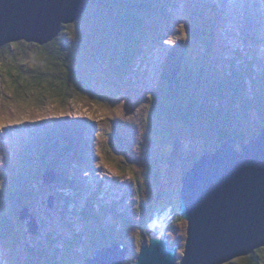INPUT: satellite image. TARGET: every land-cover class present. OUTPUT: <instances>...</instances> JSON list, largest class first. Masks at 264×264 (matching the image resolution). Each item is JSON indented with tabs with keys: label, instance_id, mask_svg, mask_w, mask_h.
Listing matches in <instances>:
<instances>
[{
	"label": "rangeland",
	"instance_id": "1",
	"mask_svg": "<svg viewBox=\"0 0 264 264\" xmlns=\"http://www.w3.org/2000/svg\"><path fill=\"white\" fill-rule=\"evenodd\" d=\"M249 1L258 5L257 0H246L247 6ZM259 1L264 4V0ZM118 2L123 4V0ZM177 4L175 14H169L174 19V35L163 44L155 35H148L146 58L137 75L125 83L126 90L121 81L128 77L130 68L123 66L118 72L117 55L112 49L109 58L101 63L104 66L99 74L103 76L100 80H108L109 84L105 89L101 88L103 93L96 91L95 94L69 95L66 94L68 89L63 88V96H58L56 93L50 94L48 84L39 83L36 88L35 83L27 82L23 71L32 72V68L21 70L17 53L28 55L21 62L28 63L33 68L41 67L39 71L48 72L51 77L66 72L64 65L60 68L49 65L50 58L47 59L41 51L36 59V52H28L38 51L41 46L23 40L0 48L3 56L0 58V64H3L2 71L0 70V191L3 190L0 192V217L7 211L12 227L8 231L4 229L3 236L0 234V264H75V260L78 261L77 264H82L81 259L92 256V251L96 248L94 243L104 234V230H108V235L114 237L118 234H130L127 241L130 250L125 254L123 264H136L140 248L151 237L146 227L148 221L158 215H173L179 211L186 152L191 149L201 153L207 147L206 151L210 152L216 147L215 128L219 123V113L231 107V113H228L230 123L236 124V128L245 134L247 140L237 139L233 142L236 149L241 148L253 133L260 131L264 110L255 108L249 102L254 103L257 96L255 102L264 105V31L248 29L252 12L245 5L237 9L236 0H229L222 13L216 0H179ZM128 5L130 1H127ZM99 9L103 7L91 6L89 15L96 19L102 13ZM0 16L8 17V20L13 17L6 15L4 11L0 12ZM2 22L5 26L2 35L12 33L11 23ZM101 28L102 25L95 20L85 30ZM192 29L195 34L186 42L188 57L183 60L184 67L195 69L197 62L202 63V67L207 66V79L201 77L196 82L198 84L189 86L187 91L186 87L182 88L187 98L182 108L188 103L192 104L188 97L199 91L203 95L196 97L207 107L197 106L196 108H205L195 112L197 121L193 125L185 126L179 120L172 121L170 117V120H166L162 115L163 121L162 116L155 113L160 111V98L154 95V91L166 81L164 69L171 57L166 55L167 51L156 50L154 46L169 47L174 38L180 41ZM125 30L128 35L132 34L131 28ZM66 32L70 40L80 38L75 26L69 27ZM48 33L51 32L46 31ZM45 44L47 43L44 42ZM66 46L67 51L62 52ZM79 48V42L73 41L72 45L70 41L68 46L64 44L63 38L50 50L62 52L60 56L66 57L75 54ZM83 52L87 51L83 49ZM175 62L176 59L170 63ZM92 65L97 67L96 62L92 61ZM90 67L92 66L86 63L82 65L86 74ZM10 68L13 69L10 71ZM18 77L22 80L18 81ZM65 77L68 78L69 74ZM105 77L116 78L114 81L118 77L119 82L112 86L111 82L114 81L106 80ZM98 83L99 80H96V84ZM60 85L58 78L57 86ZM152 101L153 105H149ZM244 105L248 107L245 106V111H242ZM169 107L175 118H181L185 113L175 104H169ZM244 113L249 118L242 115ZM63 115L71 120L81 117L95 122L96 129L92 133L89 128L86 129L90 145L83 150L90 154L66 169V173L72 175L66 176V181L62 174L52 178L53 174L47 173L46 178L50 184L46 185L43 181L44 169L39 168L34 179L37 184L31 189L33 192L25 190L14 193L17 196L12 195L9 188H5L9 184L6 179H10V175L14 173L15 166L12 164L16 162V166H20L21 158L25 157L35 165L40 155L37 144L35 145V136L41 134V123L49 120L46 118H59ZM195 117L193 116L194 120ZM15 124H19L15 133L3 132L9 125ZM178 139L183 141L185 147L182 152L176 147ZM24 140L31 142L29 149L33 152L32 156L20 154L26 147L23 145ZM71 142L78 144L75 140ZM5 172H8V177L5 175L7 178L3 176ZM137 203L139 212L136 210ZM19 204L23 205L18 208ZM17 208L22 209L18 214L15 211ZM138 213L143 217L141 222L137 219L138 223L121 218L135 215L138 218ZM187 228V221L179 219L164 234L170 243L177 244L181 255L185 251ZM82 250L83 253H79ZM258 256L264 264V250ZM231 264H237V261ZM240 264H244L243 261L240 260Z\"/></svg>",
	"mask_w": 264,
	"mask_h": 264
},
{
	"label": "trees",
	"instance_id": "2",
	"mask_svg": "<svg viewBox=\"0 0 264 264\" xmlns=\"http://www.w3.org/2000/svg\"><path fill=\"white\" fill-rule=\"evenodd\" d=\"M127 1H130V5L128 6H127ZM127 1L123 0V4H119L118 0H90L87 10L82 15L80 20L69 25L63 24L61 26L62 32H60V34L55 39H53L52 41L48 42L45 45H42L41 43H32L41 46V49H38V51L29 50L28 54H33L36 52L34 56H36L37 59L39 58L38 55H40L39 51H41L42 54H45L44 56H46L47 59L50 58L49 60L50 64L49 63L47 64L52 66L54 65L55 68L56 67L60 68L61 65L62 66L64 65L67 69L66 72H61L59 75L55 77H51L50 73L39 71L41 67L37 66L33 68L28 63L21 62L23 61V58L27 57L28 55L17 53L19 68L21 70H27L32 68V72L23 71L25 77L28 79L27 82L32 84L35 83L36 85L34 87L36 88L38 87L37 84L39 83H41L42 85L48 84L49 87L47 88V90L52 95L56 93L58 96H63V88L68 89V92L66 94L69 95L71 94L73 95L76 93L80 95L89 94V93L95 94L96 91H101V88L105 89L106 86H109V84H107L108 81L107 79L113 81L116 80V78L114 79V78L105 77L107 81L102 82L100 78L103 76L99 75L102 73L103 69L101 68H103L104 66V63L103 64L101 63L106 58H109L110 54L112 53L111 49L117 55L116 63L119 64L118 72L120 71L121 68H124L123 66L125 67L127 66L132 71L136 70L139 64V57L140 59H142L145 55L144 54L143 56H141L143 54L142 49L144 48V44H140L142 39H145L148 34L153 36L155 35L158 41L161 44H163L164 42L167 41V38L172 37L174 35V31L172 29L175 28L174 19L171 15H169L170 14L169 11L171 12L175 9V6L178 5L177 2L179 0H127ZM217 1L220 6V8L219 7L218 8L222 13L223 8H225L226 2L228 0H217ZM237 1L239 2L237 4L238 8L239 6H243L244 4L245 7L247 6L245 3L246 0H237ZM257 2L258 5L255 4L253 5V3H250L249 1L247 9H249V11L252 12L250 22L253 23V25H257L258 27H260L259 31L263 32L264 24L260 22V19L263 17L264 4H262L259 0H257ZM96 5L103 7V9H99L102 11V13L96 19H93L89 15V11L91 6H96ZM117 5L123 6V8H118ZM126 6L128 7L127 10H126ZM257 7L258 10L256 9ZM95 20L102 25V28L99 30L96 29L85 30L86 26H88L91 22ZM72 26H75L80 33V38L78 40L75 39L70 40V38H68L67 36L66 30ZM130 26H134L135 28L138 29L142 28L145 31L141 34V37L139 36V39H136L137 33H134L132 31V36H130V38L126 40L128 33L125 29H128ZM194 34L195 33L193 29L189 30L183 35V38L180 41L174 38L172 45H170L169 47L163 46L164 50H168L170 57L175 56L176 62L174 64L170 63L169 65L166 66V68L164 69V75L166 81L164 83H161V86L158 87L160 89L159 91L158 88H156V90L154 91L155 92L154 95H157V97L160 98L158 99L160 105L159 107L160 111L155 113L158 116L163 115L166 118V120L169 119L168 117H170L172 121L179 120L185 126L193 125L197 121L195 117V112L201 110L202 108L207 107L205 105H202L198 101V99L200 98L196 96H198L199 94L203 95V92L199 91L198 93H193L190 95V97H188L189 100H192V104L188 103L185 107L182 108L183 102L187 100V98L185 97L186 95L184 94L182 88L186 87L185 90L187 91V88L189 86L193 87L194 83H196L198 79H200L201 77L206 78L207 76L206 73L207 66L202 67L201 66L202 63L197 62L196 64L197 67H195V69H188L184 67L183 60L184 58L188 57L186 42L188 41V38L193 36ZM163 36L164 38L162 39ZM63 38H64V44L68 46L70 45V41L72 45H73V41L79 42L80 48L76 49L75 54L69 56L66 55V57L64 56L61 57L60 54L62 52L67 51V46L65 47L64 51L60 53H55L52 50H50V48L54 47L58 43L59 39L60 41H62ZM260 38L263 39V36L262 37L260 36ZM136 42H138L139 45H137ZM122 46H124L125 48V53H123L122 51ZM83 49L87 52L82 53ZM259 56L260 55H258V57ZM2 57L3 56L0 54V58ZM47 59H45V62ZM92 61L97 63V67L96 65H92ZM11 63H13V58ZM84 63L92 66L90 67V70L87 74L84 72L82 68V65ZM76 64L80 66L75 67ZM0 66H1L0 70L2 71L3 64H0ZM182 66L183 68L181 69ZM12 69L13 68H10V71ZM32 73H35V75H31ZM68 74L69 77L68 78L65 77V75ZM58 78H59V82L61 83L60 86H57ZM9 79L11 78L9 77ZM253 79H256V76H253ZM13 80H16V78H14ZM17 80L18 81L22 80V78L18 77ZM96 80H99L100 83L96 84ZM71 81H73L74 83H71ZM111 83H112L111 85H116V81ZM197 84L198 83H196V85ZM199 84L201 83L199 82ZM210 86L212 85L210 84ZM254 96L256 95H253V97ZM152 97L153 96H151L150 98L151 100ZM255 99H258L257 96ZM255 99H254V103H251V101L249 103L255 108L258 107L259 110H264V105L263 104L258 105V101L255 102ZM168 103L171 105L174 104L177 105L178 109L185 112L184 115L181 116V118H175L173 114L174 112L172 114L170 113L171 108L169 107ZM150 104L153 105V101L149 103V105ZM199 105L205 107L196 108ZM245 106L247 105H244L242 107V111H245L244 110ZM187 113L189 115H187ZM228 113H231V107L219 113V118L217 120L221 125L217 139L215 141L216 147H214V149L210 151L213 152V154L225 142H227L229 139L233 137L235 139L246 140L245 134L240 132L239 128H236L237 125L230 123L231 120L230 118H228ZM242 115L247 117L246 113ZM163 116H162V120L164 121ZM193 116L195 117V120ZM211 120L214 121L213 119ZM51 121L58 123H52V122L47 123L41 134L35 136V139L37 141V147L40 152V155H38L40 161H37L35 165H32L33 163L30 161L29 158L20 157L22 160L20 161V166H16L15 164L16 162L12 164L15 166L14 167L15 169H13L14 173L12 176H10V179L8 178L6 179L7 183H9L7 184V186L12 195L17 196L14 193L23 192L25 190H27L30 193L33 192L31 191V189L32 187L34 189L33 182L34 179L37 177L36 171L39 169V167H36L37 163H41V167L47 168V171H49V169L56 171L58 176L62 174L63 175L62 178L64 179V181H66L65 179L66 176L72 177L70 173H66V169L71 168L72 164L74 163L81 162L83 160V156H87L90 154V152H86L85 150H83L90 145L89 138L85 134L86 129L89 128L90 131H92L95 128L89 121L85 119L84 121L80 122L77 120H71L69 118L60 121L57 119H52ZM166 126L164 127L166 128ZM263 126H264V122L262 123L261 127ZM259 134L260 131H258L257 133H253L250 136V139L252 140L257 139ZM71 140H75L76 142H78V144L71 142ZM30 144L31 142L24 141L23 145L26 147H24L20 153H25L29 156H32L33 154L29 149V147L31 146ZM177 144H178L177 146L181 150L184 149L183 143H181L179 140L177 141ZM198 157L199 156H197V151L191 150L190 153L186 155L185 160H187L188 163H192L197 161ZM12 183H14L13 186L11 185ZM138 185L140 186L139 182ZM140 201L141 198L139 197V202ZM6 204H8V202H6ZM21 205L23 204H19L18 208ZM18 208L15 209V211L17 212L16 214H18L20 210H22ZM137 209L139 212L140 208L138 207ZM6 212L7 211H5V213L2 215V218L0 217V234L2 236L4 235L5 230L8 231L12 228L11 222ZM179 217H177L176 220H179L181 218ZM140 218H141V214L138 213V219ZM104 231L106 233V237L102 238L101 240L99 239L100 241H102V243H97L98 241L96 240V243H94L96 248L103 246H110L116 243L121 244L122 242H124V240L127 241L129 239L128 233H125L126 235H122L124 236V238H120L118 236L114 237L108 235L107 234L108 230H104ZM96 248L93 249V252L94 250L95 251L97 250ZM262 250H264V248L258 250L256 254L252 255L251 257L241 258V261H243L244 264L246 263L263 264L258 256ZM86 259H87L86 257L81 259V262L83 261L82 264ZM75 261H76L75 264H77L78 261L77 260ZM244 261H246V263Z\"/></svg>",
	"mask_w": 264,
	"mask_h": 264
},
{
	"label": "water",
	"instance_id": "3",
	"mask_svg": "<svg viewBox=\"0 0 264 264\" xmlns=\"http://www.w3.org/2000/svg\"><path fill=\"white\" fill-rule=\"evenodd\" d=\"M89 3L0 0V12L13 16L8 35H2L5 29L0 22V48L21 40L40 43L46 31L55 37L63 24L79 21ZM74 4L76 8L69 12ZM7 18L0 16L1 21ZM230 141L216 154L204 156L183 179L180 203L181 215L188 222V239L181 264H226L264 248V127L256 140L242 144V153ZM119 248H102L86 264H120L125 249ZM177 257L167 242L152 238L142 247L136 264H176Z\"/></svg>",
	"mask_w": 264,
	"mask_h": 264
},
{
	"label": "clouds",
	"instance_id": "4",
	"mask_svg": "<svg viewBox=\"0 0 264 264\" xmlns=\"http://www.w3.org/2000/svg\"><path fill=\"white\" fill-rule=\"evenodd\" d=\"M229 1V0H228ZM228 1L226 2V6H227V3H228ZM237 1V0H236ZM216 3H217V5H218V7L220 8V6H219V4H218V1L216 0ZM237 3H239L238 1H237ZM179 5V4H178ZM178 5L177 6H175V10H173V11H169V13L170 14H175L174 12L176 11V9H177V7H178ZM245 5V4H244ZM183 6V5H182ZM226 6H225V8H226ZM237 6V5H236ZM235 6V7H236ZM237 9H240L241 8V6H239V8H238V6L236 7ZM223 10H224V8H223ZM177 14V13H176ZM250 19H251V17L249 18V20H248V29L249 30H256V31H258L259 29H260V27H258L257 25H253V23H251L250 22ZM260 22H262L263 24H264V13H263V17L260 19ZM129 28H131L132 30L131 31H133L134 33H137V38L136 39H139V36L141 37V34L145 31V30H143L142 28H140V29H138V28H135L134 26H130ZM128 28V29H129ZM60 32H62L61 31V29H60ZM60 32L59 33H57V35L55 36V37H53V35H47V36H44L43 38H45V39H42V38H40V43L42 44V45H44V42H46V43H48V42H50V41H52L53 39H55L59 34H60ZM132 33V32H131ZM149 35V34H148ZM148 35H147V37H148ZM130 36H132V34L131 35H127V37H126V40L127 39H129L130 38ZM147 37L145 38V39H142L141 40V42H140V44H144V48L142 49V51H143V54L141 55V56H143L144 54V57L142 58V59H140V57H139V61L140 60H143V59H145L146 58V53H145V51L149 48V46H148V44H147ZM43 40V41H42ZM23 41H25V40H23ZM25 42H28V43H30L29 41H25ZM126 42V41H125ZM13 43H16V42H13ZM10 44H12V43H10ZM136 44L137 45H139V43L138 42H136ZM155 48H156V50H159L160 49V47L161 46H154ZM122 51H123V53H125V48L124 49H122ZM250 66H252V64L250 65ZM137 71H138V68L136 69V70H131L130 69V72H129V75H128V77H125V79H123V81H121V84H122V86L124 87V89L126 90V87L124 86L125 85V83L127 82V80H129V79H132V76H135V75H137ZM117 76H118V73H117ZM117 82H119V78H118V80L116 81V83ZM112 86H114V85H112ZM125 90H124V92H125ZM124 92H123V95H124ZM150 96V95H149ZM120 99V98H119ZM85 102H81V104H84ZM63 117H65V119L66 118H69V117H66V116H61V117H54V118H51V117H49V118H46V119H49V120H45V121H43L41 124H42V131H43V129H44V127L47 125V123H49V122H52V123H58V122H53V121H51L52 119H57V120H63L62 118ZM75 120H77V121H80V122H82V121H84L86 118H81V117H79V118H74ZM87 121H89L95 128L94 129H96V125H94V121H90V119H86ZM178 121V120H177ZM264 122V119H263V121H262V123ZM219 124V123H218ZM217 124V126H216V135L218 136V133H219V130H220V125H218ZM10 127H7V128H5L4 130H3V132L4 133H6V134H9L11 131H13V133H15V130L19 127V124H15V125H9ZM264 127V126H263ZM263 127H261V129L263 128ZM97 128H98V126H97ZM103 128V127H102ZM261 129H260V133H261ZM41 131V132H42ZM91 133H92V131H91ZM260 135V134H259ZM179 140V139H178ZM177 140V141H178ZM230 140V139H229ZM228 140V141H229ZM237 139H235L234 137L233 138H231V146L235 149V151L236 152H239V153H242L243 152V146L241 147V148H239V149H236L235 148V145L233 144V142H235ZM247 140V139H246ZM256 140V139H255ZM24 141H27V140H24ZM23 141V142H24ZM180 141V140H179ZM216 141V140H215ZM215 141H214V144H215ZM227 141V142H228ZM251 141H252V139H249L246 143H244L243 145L244 146H246V145H248V144H250L251 143ZM30 142V141H29ZM181 143H183V141H180ZM227 142H225L224 144H226ZM37 144V141H36V143H35V145ZM224 144L219 148V149H217V151L216 152H214V154H216L223 146H224ZM31 145V144H30ZM178 144H177V142H176V147H177V149L180 151V152H182V151H184V149H185V147H184V149L183 150H181L178 146H177ZM207 148H209V147H207ZM206 148V149H207ZM37 149H38V147H37ZM206 149H203V151L201 152V153H198L197 152V156H199L198 157V159H197V161H195V162H192V163H188V161L187 160H185V163H184V166H185V168L183 169V176H185L186 177V175L189 173V172H191L192 170H193V168L195 167V165L197 164V163H199L201 160H202V158L204 157V156H210V155H213V152H205L206 151ZM240 149H242V151L240 152L239 150ZM39 150V149H38ZM238 150V151H237ZM190 151H191V149H189L187 152H186V155L187 154H189L190 153ZM32 152V151H31ZM205 152V153H204ZM14 154V153H13ZM21 154V153H20ZM32 154H33V152H32ZM186 155H185V157H186ZM38 161H40V158H39V156H38ZM37 162V161H36ZM10 164V163H9ZM36 167H39V168H42L41 167V163H37V165H36ZM42 169H44V177H45V180L43 179V181H44V184H46V185H48V184H50L49 183V179H47L46 178V174L47 173H50V171H52V172H54L55 174H56V176H58V174H57V172L56 171H54V170H52V169H49V171H47V168H42ZM68 169V168H67ZM70 169V168H69ZM5 175H7V177H8V172H5L4 174H3V176L5 177V178H7ZM11 176V175H10ZM33 184L35 185V184H37V183H35V182H33ZM5 188H7L8 189V186H5ZM9 190V189H8ZM10 191V190H9ZM137 201H138V198H137ZM137 205H138V203L136 204V210H138L137 209ZM170 208H172V206L170 207ZM169 209V208H168ZM166 211V210H165ZM94 212V211H93ZM92 212V213H93ZM181 217H179V216ZM136 216V215H135ZM125 217V216H122L121 218H125V219H127V220H130V221H132V222H135V223H138L137 222V219L138 218H136V217ZM164 216H165V218H164ZM177 217H179L180 218V220H185V218L181 215V205H179V211L177 210V213H174L173 215L172 214H163V215H158V216H156L154 219H151V220H149L148 221V223L146 224V227H147V230H148V232L150 233V235H151V237H150V239L148 240V242L147 243H145V244H149L150 243V240L152 239V238H154V239H157L158 237H155V235H153V228H152V223L156 220V219H159L160 221H163L165 224H167V226H166V230L170 227V226H173L174 224H175V222H176V219H177ZM115 217L113 216V219H114ZM20 219H21V217H20ZM141 220H142V218H140V222H141ZM188 223V222H187ZM158 229H160V228H158ZM166 230H164V232L163 233H160L161 234V236H159V237H161L162 239H164V241L165 242H167L168 243V245H169V247H171V249H175V251H176V253L178 254V257H177V262H176V264H181V262H182V260H183V258H184V255H185V252H186V246H187V239H188V228H187V234H186V238H185V251H183V255H181L180 254V252L178 251L179 249L176 247V245L177 244H175V243H170L169 241H168V239L164 236V234H165V232H166ZM104 232V234H102L101 236H100V240L102 239V238H104V237H106V233H105V231H103ZM107 234H108V232H107ZM129 234V233H128ZM126 235V234H125ZM116 236H118V237H120V238H124V236H122V235H120V234H118V235H116ZM129 238H130V234H129ZM99 241V240H98ZM128 241V240H127ZM127 241H125L124 240V242H122L121 244L119 243V244H114V245H110V246H103V247H99V248H96L97 250L95 251L94 250V252L92 251V256H88V257H86L87 259L85 260V262L83 263V264H86V261L88 260V259H90V258H93L94 256H96V253H97V251L98 250H101L102 248H107V247H112V246H115V245H118V246H120V248H119V251H120V249H125V254L127 253H129V250H130V247H129V243L127 242ZM144 246V244L142 245V247ZM142 247L140 248V250H139V252H138V254H137V260H138V256L140 255V253H141V249H142ZM83 251L84 250H82L81 252H79V253H83ZM256 254V253H255ZM180 255H181V258H180ZM254 255V254H253ZM241 258H243V257H241ZM124 260L125 259H122V261H121V263L120 264H123V262H124ZM236 260V259H235ZM137 262V261H136ZM82 263V262H81Z\"/></svg>",
	"mask_w": 264,
	"mask_h": 264
},
{
	"label": "bare ground",
	"instance_id": "5",
	"mask_svg": "<svg viewBox=\"0 0 264 264\" xmlns=\"http://www.w3.org/2000/svg\"><path fill=\"white\" fill-rule=\"evenodd\" d=\"M11 1V0H10ZM10 3V2H9ZM253 5H254V3H253ZM252 6V5H251ZM76 8V5L74 4V5H72L71 6V10L69 11V12H72L74 9ZM7 21H9L10 22V20H8V18H7ZM0 22L3 24V22L0 20ZM25 22H27V20H25ZM49 23H51V22H49ZM3 27H5L4 26V24H3ZM50 27H52V26H48L47 28H50ZM22 29H24V28H22L21 27V29H20V31L22 30ZM54 34V32H51L49 35H53ZM46 36H47V34H46ZM35 37H39V36H35ZM42 39H45V38H43V37H41ZM30 43H38L37 41H30ZM85 134L87 135L88 134V131L86 130L85 131ZM22 135V134H21ZM33 139V138H32ZM89 144V143H88ZM82 148V147H81ZM85 148V147H84ZM83 151V150H82ZM143 218V217H142ZM152 228L154 229L153 230V235H155V237H158L157 239H159V240H163L164 241V239H162L161 237H159V236H161V234L160 233H163L164 232V230H166V226H167V224H165L163 221H160L159 219H156L153 223H152ZM158 226H160L161 227V230L160 229H158L159 227Z\"/></svg>",
	"mask_w": 264,
	"mask_h": 264
},
{
	"label": "flooded vegetation",
	"instance_id": "6",
	"mask_svg": "<svg viewBox=\"0 0 264 264\" xmlns=\"http://www.w3.org/2000/svg\"><path fill=\"white\" fill-rule=\"evenodd\" d=\"M251 256H252V255H251ZM251 256H248V257H251ZM240 260H241V258L236 259V260H234V261H237V264H240ZM234 261H232L231 263H233ZM231 263H228V264H231Z\"/></svg>",
	"mask_w": 264,
	"mask_h": 264
}]
</instances>
